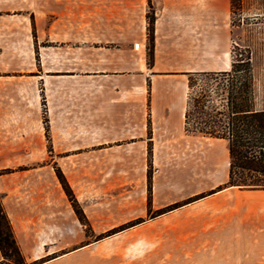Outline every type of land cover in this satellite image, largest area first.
Listing matches in <instances>:
<instances>
[{
  "label": "crops",
  "instance_id": "0c3cea01",
  "mask_svg": "<svg viewBox=\"0 0 264 264\" xmlns=\"http://www.w3.org/2000/svg\"><path fill=\"white\" fill-rule=\"evenodd\" d=\"M230 30L229 0H0V200L28 262L88 264L91 245L53 168L27 163L48 157L43 93L52 159L87 219L146 199L150 141L161 212L118 234L144 225L147 247L193 252L187 264H264V189L224 187L227 141L185 130L187 73L228 70Z\"/></svg>",
  "mask_w": 264,
  "mask_h": 264
},
{
  "label": "trees",
  "instance_id": "16d2710c",
  "mask_svg": "<svg viewBox=\"0 0 264 264\" xmlns=\"http://www.w3.org/2000/svg\"><path fill=\"white\" fill-rule=\"evenodd\" d=\"M147 18V64L150 66L153 59V14L151 10L147 14ZM238 55L241 56V53L231 50V65L228 70L187 73L188 92L184 115L185 130L223 138L227 141L229 169L228 179L224 183V187L237 186L245 189H264V108H257L255 104L253 66L249 51H245L243 58H237ZM217 78L220 79L219 82H217ZM202 79L217 82V88L214 89L207 82H203L195 90L194 88L199 85L198 82L204 81ZM212 94L215 97L219 96L217 105L213 103L215 98L213 99ZM191 119L196 121L195 125L190 124ZM44 126L47 132L46 119H44ZM46 138L48 139V137ZM150 147V141H148L149 193L151 178ZM54 170L79 221L85 229H88L86 217L64 175L59 168L55 167ZM5 171L7 170H0V173ZM149 199L150 194L148 195V201ZM174 207L176 206L169 207L166 210ZM122 229L114 230L111 233ZM0 254V264H38L42 261L28 262L26 260L16 241L1 200Z\"/></svg>",
  "mask_w": 264,
  "mask_h": 264
},
{
  "label": "rangeland",
  "instance_id": "374dc122",
  "mask_svg": "<svg viewBox=\"0 0 264 264\" xmlns=\"http://www.w3.org/2000/svg\"><path fill=\"white\" fill-rule=\"evenodd\" d=\"M229 1L230 34L232 41L230 49L241 53V56L238 55L237 58H243L245 51H249L253 66L255 104L257 108H264V0ZM150 10L151 9L148 8V13ZM47 40L48 39L46 38L42 39V47L52 45V42ZM35 45L37 48V44ZM202 80L204 81L198 82L199 85L194 88L195 90L199 88L203 82H207L215 89L217 88V82H219L220 79L217 78V82L210 79ZM212 97L213 99L215 98L213 103L217 105L219 102V96L215 97L214 94H212ZM41 118L43 126L44 119L47 120V132L44 126V152L47 153L48 157L43 161L27 163H34L30 165L34 167L39 165H49L54 170V168H58V166L52 159V139L50 137L49 119L43 93L41 94ZM195 122L196 121L193 119L190 120L191 125H195ZM46 137H48V139ZM146 163V199H142L145 194L143 195L138 191L136 198L127 204L105 200L106 209L103 218H86L89 227L88 229H85L83 226V229L89 237L88 243L91 244L88 252V264H187V261L192 259L190 256H192L193 252L152 251L151 244L149 243L148 248L145 242L146 231L144 225L118 234L119 232L130 228L131 224L136 222H138L136 224L142 223L161 212V210L154 211L150 207L151 178L150 193L148 190L149 160H147ZM150 165L152 177L153 166L151 160ZM26 167V165H18L19 169ZM149 194L150 199L148 201ZM102 196L107 197L106 194H103L99 198L102 199ZM85 202L89 204L95 203L96 197H88ZM119 229L122 230L111 233L114 230Z\"/></svg>",
  "mask_w": 264,
  "mask_h": 264
},
{
  "label": "built area",
  "instance_id": "2783aa9c",
  "mask_svg": "<svg viewBox=\"0 0 264 264\" xmlns=\"http://www.w3.org/2000/svg\"><path fill=\"white\" fill-rule=\"evenodd\" d=\"M133 47L137 49L139 47V43L138 42L133 43Z\"/></svg>",
  "mask_w": 264,
  "mask_h": 264
}]
</instances>
